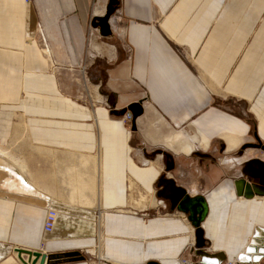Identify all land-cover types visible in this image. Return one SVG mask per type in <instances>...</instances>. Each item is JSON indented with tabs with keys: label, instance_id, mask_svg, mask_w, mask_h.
Instances as JSON below:
<instances>
[{
	"label": "crops",
	"instance_id": "1",
	"mask_svg": "<svg viewBox=\"0 0 264 264\" xmlns=\"http://www.w3.org/2000/svg\"><path fill=\"white\" fill-rule=\"evenodd\" d=\"M110 1L119 14L109 46L98 45L106 61L90 62L100 71L97 84L82 82L89 101L73 100L35 39L36 23L46 22L52 42L61 29L77 44L94 37L89 23ZM102 82L110 107L95 100L105 101ZM137 101L143 114L131 131L120 110ZM147 141L187 157L212 147L229 163L205 190L175 182L206 204L203 253L186 214L155 196L160 162H135L132 149ZM258 144L264 0H0V146L13 156L0 168V264L27 263L15 249L47 255L44 264H237L243 254L264 264V193H250ZM48 207L56 219L44 233Z\"/></svg>",
	"mask_w": 264,
	"mask_h": 264
},
{
	"label": "rangeland",
	"instance_id": "2",
	"mask_svg": "<svg viewBox=\"0 0 264 264\" xmlns=\"http://www.w3.org/2000/svg\"><path fill=\"white\" fill-rule=\"evenodd\" d=\"M26 1L28 2L29 0ZM103 23H107L109 30H111L110 28L113 23L111 15L106 18ZM38 24L39 25L37 26L36 23L35 39L38 41L42 48H49L50 65L52 66V70L58 78L59 86L62 89V92L65 95H68L66 92L70 91V97L73 100L84 102L86 100L89 101V95H91V92L88 88H85L82 82L91 85L97 84L100 68L95 66L90 67V62L97 57L103 59V61H106L105 51H102L104 46L102 47V49H100L98 48V45H100V41L106 43L113 40V38L110 39V35H103V31L99 30L98 27H95V40L93 39L94 37L83 36L82 41H77V44L75 43V45L74 43H69L63 31L59 29V31H57V35L55 36L56 41L54 43L47 36L48 29L46 27V22L42 21L38 22ZM100 84H98L99 94L104 97V105L110 107L112 99L110 94L108 93L109 89L106 84H103V82ZM154 117L157 118L156 115ZM153 118L150 119V122L153 121L152 129H158L157 132L161 134L167 132V130H163L158 123H155ZM142 128L143 127L141 124L140 131ZM169 130L179 131L174 127H169ZM145 145V148L144 144L142 145V147L138 146L141 155L138 154L134 156V160L138 165H140V157H143L149 161H153V163L158 160V162H160L159 167H162L161 174H164L165 169L162 162L164 161V163L168 165L173 164L172 170L168 171L166 175L170 176V178H172L176 183L181 182V178L185 177L189 181H193L196 184L197 190H205L208 186H210V184L216 181V179L218 178L217 176L221 177L229 166V163L228 165L222 163L221 159L224 158L223 155L218 151H215V149L212 147H210L207 151L196 150L194 153H192L191 156L187 157L185 155L173 154L172 152L165 151L159 148V146L149 144L148 141L147 143L145 142ZM134 149L137 150V147H135ZM132 152L135 153V150H132ZM157 155H160L159 159H157Z\"/></svg>",
	"mask_w": 264,
	"mask_h": 264
},
{
	"label": "water",
	"instance_id": "3",
	"mask_svg": "<svg viewBox=\"0 0 264 264\" xmlns=\"http://www.w3.org/2000/svg\"><path fill=\"white\" fill-rule=\"evenodd\" d=\"M114 3L112 1L108 2L105 7V14L102 17H96L91 19L90 26L95 28L98 27L99 30L103 31V35H108L110 33L107 23H103L106 18H108L113 13ZM126 111L131 114L130 129L131 131H136V119L143 114V108L141 102H132L126 105L125 108L120 110V114L123 115ZM258 149L263 152L262 160H258L256 176V182L250 185V193L261 192L264 193V146L258 144ZM163 155V154H162ZM164 156V155H163ZM173 164L165 165V172L172 170ZM250 195V194H249ZM155 196L163 199L169 203V209L182 212L186 214V219L190 222L193 227V247L199 252L206 245V239L203 237V232L201 229V223L206 214V204L201 196H189L187 191L177 185L172 178L163 176L157 183V191ZM261 242L264 246V234L260 236ZM15 252L20 257V253L27 255V263L24 264H44L48 257L39 251H30L15 249ZM203 253V252H199ZM246 258L245 260H242ZM237 264H257L255 261L248 260L245 254L239 256V262Z\"/></svg>",
	"mask_w": 264,
	"mask_h": 264
},
{
	"label": "built area",
	"instance_id": "4",
	"mask_svg": "<svg viewBox=\"0 0 264 264\" xmlns=\"http://www.w3.org/2000/svg\"><path fill=\"white\" fill-rule=\"evenodd\" d=\"M108 4V3H107ZM106 7V6H105ZM104 12H105V8H104ZM103 12V14H104ZM113 13L119 14L118 8H114ZM93 19V18H92ZM90 25V24H89ZM94 29V28H93ZM120 122L127 128H130V121H131V114L126 111L121 117H120ZM132 150H136V149H132ZM137 150H139L137 148ZM261 151V150H260ZM261 154L263 156V152L261 151ZM167 172L164 171V175L168 178H170V176L166 175ZM161 202V201H160ZM55 217H56V212L55 209H53L52 207H48L45 210V215H44V220H43V224H42V230L44 233H49L51 232V230L53 229L54 226V222H55ZM177 263L178 264H194V261H192L191 259L188 258H178L177 259ZM226 264H234V262H228Z\"/></svg>",
	"mask_w": 264,
	"mask_h": 264
},
{
	"label": "bare ground",
	"instance_id": "5",
	"mask_svg": "<svg viewBox=\"0 0 264 264\" xmlns=\"http://www.w3.org/2000/svg\"><path fill=\"white\" fill-rule=\"evenodd\" d=\"M96 100V102L98 101V102H105V101H103L102 99H99V98H97V99H95ZM136 152H137V155L139 154V155H141V153H140V150H135ZM1 156H2V158H1ZM11 158V159H13L12 157V155H9L8 154V152L6 151V149L5 148H3V147H1L0 146V168H5L6 167V165H5V160H4V158ZM141 158V163L143 164V165H145V166H149V165H151V163L152 164H154L152 161H149V160H146L145 158H143V157H140ZM233 159H227V161H232ZM13 161V160H12ZM18 161V160H17ZM225 161V159L223 160V162ZM234 161L236 162V163H238L239 161L237 160V159H234ZM11 162V161H10ZM226 162V161H225ZM7 163V162H6ZM9 165V164H8ZM155 166V165H154ZM192 192H196V189L194 190V188L192 189ZM191 193V192H190ZM55 209V208H54ZM56 210L57 209H55V212H56ZM55 219H56V217H55ZM55 223V222H54ZM176 262H177V259H176Z\"/></svg>",
	"mask_w": 264,
	"mask_h": 264
},
{
	"label": "flooded vegetation",
	"instance_id": "6",
	"mask_svg": "<svg viewBox=\"0 0 264 264\" xmlns=\"http://www.w3.org/2000/svg\"><path fill=\"white\" fill-rule=\"evenodd\" d=\"M165 202L169 205V203L167 201H165Z\"/></svg>",
	"mask_w": 264,
	"mask_h": 264
}]
</instances>
